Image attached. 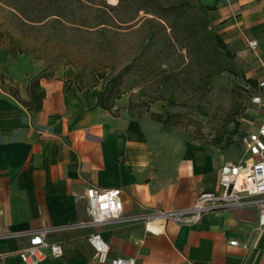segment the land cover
Here are the masks:
<instances>
[{"label": "crops", "instance_id": "1", "mask_svg": "<svg viewBox=\"0 0 264 264\" xmlns=\"http://www.w3.org/2000/svg\"><path fill=\"white\" fill-rule=\"evenodd\" d=\"M208 16L247 78L262 80L264 0H219ZM249 40L258 42L255 50ZM75 75L70 65L46 71L16 44L0 46V234L87 220L82 196L91 185L121 189L123 216L188 207L199 193L217 190L221 167L241 157L197 142L181 145L176 154L159 152L124 98L115 103L119 111L105 110L97 105L100 89L80 90ZM1 78L16 93L2 88ZM32 78L45 90L38 111L17 98L30 99ZM263 120L264 100L253 103L244 126L253 130ZM92 233L110 243L111 257L134 258L136 264H264V229L255 207L213 212L193 224L117 219L62 229L47 235L62 255H49L43 264H97L87 240ZM26 243L0 239L5 264H23L18 251Z\"/></svg>", "mask_w": 264, "mask_h": 264}, {"label": "rangeland", "instance_id": "2", "mask_svg": "<svg viewBox=\"0 0 264 264\" xmlns=\"http://www.w3.org/2000/svg\"><path fill=\"white\" fill-rule=\"evenodd\" d=\"M125 1L126 7L115 11L125 23L118 34L109 27L103 48L98 46L101 35L86 28L75 32L69 26L56 30L24 26L16 12L0 1V46L16 44L46 71L70 65L76 81L87 88L101 90L104 83L111 84L115 73H121V98L128 102L129 114L150 131L159 152L176 154L181 145L197 142L233 158L240 156L247 131L245 115L254 93L246 80L252 78H247L236 53L212 21L209 27L220 33L235 57L228 58L208 39L198 8L206 0ZM141 6L148 10L137 12ZM171 24L176 25L178 38ZM112 64L118 67L114 74ZM226 67L234 72L222 71ZM9 85L1 78V87L15 92ZM154 114L163 115L166 124L156 121Z\"/></svg>", "mask_w": 264, "mask_h": 264}, {"label": "built area", "instance_id": "3", "mask_svg": "<svg viewBox=\"0 0 264 264\" xmlns=\"http://www.w3.org/2000/svg\"><path fill=\"white\" fill-rule=\"evenodd\" d=\"M248 45L255 50L258 42L249 40ZM262 91L264 78L258 82V87L253 89L254 104H263ZM218 184L217 190L199 193L194 203L188 207L145 209L141 213L128 216L122 215L121 189L91 185L82 196L86 202L87 220L65 227H43L0 234V239H26L27 243L18 251L22 263L43 264L49 255L59 257L63 253L60 244L47 240L48 234L73 227L100 226L117 219L128 222L193 224L213 212L255 207L258 210L259 225L264 229V120L258 123L255 129L246 131L242 139L241 157L237 161H228L221 167ZM87 240L94 249L97 264H136L134 258L111 257L110 243L100 233H92ZM230 244L237 245L238 241L233 240ZM0 264H5L4 255H0Z\"/></svg>", "mask_w": 264, "mask_h": 264}, {"label": "trees", "instance_id": "4", "mask_svg": "<svg viewBox=\"0 0 264 264\" xmlns=\"http://www.w3.org/2000/svg\"><path fill=\"white\" fill-rule=\"evenodd\" d=\"M5 2L10 6L15 12V17L24 26H45L50 27L53 30L59 28V26L70 27L72 31H80L86 28L88 32H94L101 35L98 41V46L103 48L106 40L104 35L107 31L114 27L115 33L118 34L122 23L125 21L117 14V10L126 7L125 0H118L116 5L108 4L105 0H0ZM219 0H215L213 4L200 5L199 10L202 12V20L204 24V29L208 35V39L214 43V45L225 51L228 58L233 59L235 54L228 48L227 43L220 35V33L215 32L210 26V18L208 13L210 11L216 10ZM147 11L145 7L141 6L136 9ZM135 14L131 19H135ZM163 21L168 20L166 17H161ZM131 21V20H130ZM110 27V28H109ZM172 33L175 38H178L176 34V25L171 24ZM114 51V48L112 49ZM19 51L23 52L20 47ZM190 51V49H189ZM116 52V49L115 51ZM111 73H115L117 66L112 64ZM231 71L227 67L222 69V71ZM220 71V72H222ZM234 72V71H231ZM100 78H105L104 73H98ZM111 84H103L102 89L98 95L97 105L101 108L111 111L114 113L115 101L120 99L123 95L121 89V73H115L111 79ZM77 86L80 90L85 89L78 81ZM246 82L252 89L258 87V82L256 79H247ZM89 89V88H88ZM28 91L30 94V99L28 101H22V104L26 106L30 111H38L42 107V101L45 96V90L41 86L38 78H32ZM118 110V109H116ZM155 120L163 122V115L154 114Z\"/></svg>", "mask_w": 264, "mask_h": 264}]
</instances>
